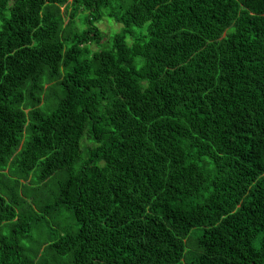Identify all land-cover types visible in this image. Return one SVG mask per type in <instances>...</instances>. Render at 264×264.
Segmentation results:
<instances>
[{
  "label": "trees",
  "instance_id": "1",
  "mask_svg": "<svg viewBox=\"0 0 264 264\" xmlns=\"http://www.w3.org/2000/svg\"><path fill=\"white\" fill-rule=\"evenodd\" d=\"M36 167L73 264H264V0H0V174ZM20 183L0 264H35Z\"/></svg>",
  "mask_w": 264,
  "mask_h": 264
},
{
  "label": "rangeland",
  "instance_id": "2",
  "mask_svg": "<svg viewBox=\"0 0 264 264\" xmlns=\"http://www.w3.org/2000/svg\"><path fill=\"white\" fill-rule=\"evenodd\" d=\"M105 23V21L104 23L103 21L100 23L104 31L108 27ZM111 23L113 22L111 21ZM77 26L83 27L80 23ZM110 30H113V28ZM107 36L106 32H104V41L108 39ZM60 81L50 82L51 85L47 90V106H54L57 102V95L62 93L63 89ZM30 136V131L25 133V139L30 138ZM85 145H89L86 139ZM40 173V167H36L29 175L18 172L17 177H14L21 181L16 191L19 194L21 207L28 203L31 205V207H28V213L32 214L34 218L41 217L40 221H37L33 232L28 237L22 239L25 254L34 259L35 264H73V259L70 255L58 256L48 247L51 243L60 240L67 231L77 229L71 211L65 207H54L55 197L59 192V184L66 178V173L59 171L45 181L40 179ZM17 179H11L3 173L0 174V181L4 183H10ZM201 233L202 228H195L190 233L187 239V247L191 251L195 252L197 250L194 244L197 245V239Z\"/></svg>",
  "mask_w": 264,
  "mask_h": 264
}]
</instances>
